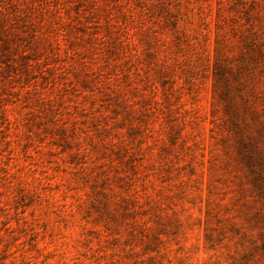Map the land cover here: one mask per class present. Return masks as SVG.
Masks as SVG:
<instances>
[{
	"label": "rangeland",
	"instance_id": "374dc122",
	"mask_svg": "<svg viewBox=\"0 0 264 264\" xmlns=\"http://www.w3.org/2000/svg\"><path fill=\"white\" fill-rule=\"evenodd\" d=\"M0 264H264V0H0Z\"/></svg>",
	"mask_w": 264,
	"mask_h": 264
}]
</instances>
